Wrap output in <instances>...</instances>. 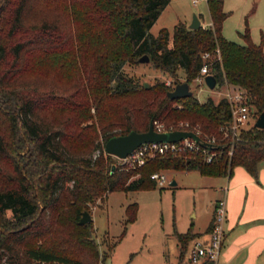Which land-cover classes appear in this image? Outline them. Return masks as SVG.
I'll list each match as a JSON object with an SVG mask.
<instances>
[{"label":"trees","instance_id":"1","mask_svg":"<svg viewBox=\"0 0 264 264\" xmlns=\"http://www.w3.org/2000/svg\"><path fill=\"white\" fill-rule=\"evenodd\" d=\"M170 1L0 0V165L10 166L0 167V264H98L94 225L79 223L83 211L112 190L155 186L153 172L221 177L240 165L258 175L264 128L252 123L239 139L224 137L219 127L232 113L226 96L171 99L173 87L146 86L124 68L148 63L176 85L181 71L191 83L207 62L218 84L245 91L255 119L264 111V48L249 26L244 44L227 39L223 0H206L210 25L179 22L154 35ZM144 54L149 62H139ZM157 119L199 124L217 135L222 156L209 162L192 152L158 154L138 168L114 167L105 142L146 131ZM127 208L133 221L138 205ZM176 235L183 253L198 233L191 227Z\"/></svg>","mask_w":264,"mask_h":264},{"label":"rangeland","instance_id":"2","mask_svg":"<svg viewBox=\"0 0 264 264\" xmlns=\"http://www.w3.org/2000/svg\"><path fill=\"white\" fill-rule=\"evenodd\" d=\"M223 2L227 12L223 26L225 37L244 44L241 32L249 26L252 40L264 48V0ZM194 15L203 24L211 22L206 0H198L197 4L193 0H171L150 31L155 35L166 27L171 33L179 22L189 25ZM124 68L140 83L154 85L156 81H163L175 87L174 77L148 63H128ZM181 72L179 79L184 82ZM190 88L201 101L209 97L218 101L228 91L227 86L220 84L211 89L205 80L197 78L192 80ZM113 160L115 165L121 164L118 157L113 156ZM0 167L10 166L4 162ZM162 171L168 179L164 186L156 184L151 188L112 190L89 208L95 228L94 238L100 249L98 264H191L189 250L182 253L176 232H186L191 226L205 232L214 214L215 196L222 193L227 176H204L196 170ZM174 179L177 183L171 185ZM132 203H137L138 212L133 221L127 222V207Z\"/></svg>","mask_w":264,"mask_h":264},{"label":"built area","instance_id":"3","mask_svg":"<svg viewBox=\"0 0 264 264\" xmlns=\"http://www.w3.org/2000/svg\"><path fill=\"white\" fill-rule=\"evenodd\" d=\"M197 4L198 0H193ZM205 58L209 57V53L204 54ZM209 74V65L207 62L203 63L201 68V76L197 80L203 81L205 75ZM228 98L231 110V119L226 123L220 125L219 132L224 137H230L232 141L239 139L240 133L243 129L249 128L252 124L254 111L248 103V96L243 89L237 88L229 90L224 95ZM256 120V119H255ZM154 129L157 131H173L183 130L192 131L199 136V140L189 136L173 142H145L142 143L126 158H119L121 164L127 168H138L143 166L147 160L152 159L158 154L177 155L183 153L200 154L203 159L209 162L216 160L222 156L223 150H217L219 139L216 134H208L203 132L199 124H193L190 121H179L173 126H166L160 120L153 121ZM233 153V146L229 149L228 154ZM151 178L156 181L159 186H164L168 179L164 171H156L150 174ZM214 214L212 217V224L209 230V241L204 243L203 240L197 238L193 241L189 249V262L192 264H202L209 262L211 264H218L223 247L224 235L226 230V219L228 206L224 198L218 200L214 204Z\"/></svg>","mask_w":264,"mask_h":264},{"label":"crops","instance_id":"4","mask_svg":"<svg viewBox=\"0 0 264 264\" xmlns=\"http://www.w3.org/2000/svg\"><path fill=\"white\" fill-rule=\"evenodd\" d=\"M210 24L202 23L203 26ZM257 174H250L238 165L232 175L227 176L222 193L215 196V202L224 198L228 206L218 264H264V161L260 163ZM211 219L203 233L191 226L198 233L195 239L199 238L204 243L209 241Z\"/></svg>","mask_w":264,"mask_h":264},{"label":"water","instance_id":"5","mask_svg":"<svg viewBox=\"0 0 264 264\" xmlns=\"http://www.w3.org/2000/svg\"><path fill=\"white\" fill-rule=\"evenodd\" d=\"M191 28H199L202 26V21L198 18L197 15L193 16V21L189 24ZM150 57L147 54L140 56L139 62H149ZM204 80L207 82L208 86L211 89H214L218 81L213 74H207L204 77ZM146 86L149 84L144 82ZM193 94V91L190 88V82H181L177 83L175 87L167 92L169 98H185ZM254 125L259 128H264V111L256 118ZM192 136L196 140H199V136L192 131H183V130H173V131H156L153 126V121L150 122L148 130L146 131H136L132 130L125 135H113L109 138L104 146L105 151L108 154H112L118 158H126L127 155L132 153L135 149L142 145L145 142H173L178 141L182 138ZM116 165H114L115 167ZM177 181L171 182V185H175ZM92 221V215L88 210H84L79 223H86Z\"/></svg>","mask_w":264,"mask_h":264}]
</instances>
